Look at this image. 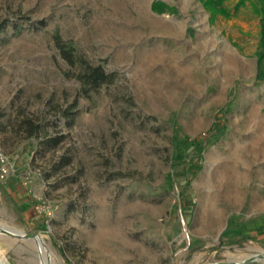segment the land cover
<instances>
[{
  "label": "rangeland",
  "instance_id": "obj_1",
  "mask_svg": "<svg viewBox=\"0 0 264 264\" xmlns=\"http://www.w3.org/2000/svg\"><path fill=\"white\" fill-rule=\"evenodd\" d=\"M1 23L0 147L17 171L0 181V224L39 233L54 256L3 231L0 264H207L264 250V78L248 0L228 16L200 0H0ZM54 31L117 75L79 96L72 124L58 120L64 140L37 153L16 118L53 120L79 86ZM192 140L199 159L181 154ZM65 150L71 163L45 178ZM13 186L30 196L25 221Z\"/></svg>",
  "mask_w": 264,
  "mask_h": 264
},
{
  "label": "trees",
  "instance_id": "obj_2",
  "mask_svg": "<svg viewBox=\"0 0 264 264\" xmlns=\"http://www.w3.org/2000/svg\"><path fill=\"white\" fill-rule=\"evenodd\" d=\"M251 4L252 9L258 16V40L255 48V56L258 67V76L264 78V0H248ZM203 7L208 10L211 16L220 13L224 16H228L233 13L236 8L245 4V0H238L233 8V11L223 4V0H200ZM152 9L158 12L164 11L166 8L165 3L162 1H152ZM5 23V22H4ZM4 23L0 24V30L4 26ZM33 27L39 28L45 25L43 19L34 22ZM18 27V26H17ZM16 27V28H17ZM52 44L56 49L59 57L65 63L66 67L62 72L68 76L76 79L79 83L76 96L66 104H56L54 106L55 118L51 121H44L40 114H23L16 118L14 124L11 126L12 130L21 135L27 145H31L34 150L38 153L48 149L57 147L65 138L64 133L58 126V120L64 119V124L70 126L74 120V116L77 112V99L79 96L89 97L92 93L97 92L101 86L112 83L116 78V71L107 70L102 62H92L83 53L79 52L70 38L63 37L58 31H54L51 34ZM21 113V112H20ZM1 124V123H0ZM48 126L52 128L48 130ZM3 126L0 125V128ZM5 127V126H4ZM187 139L183 141L186 145ZM191 146L187 147L183 155L192 159H199L201 151L199 150L202 145L197 141H190ZM72 161V155L68 150L63 151L61 154L50 162V166L44 172V177L47 178L54 174L64 166L70 164ZM194 164H188L187 169L192 171ZM80 173V169L74 174L65 176L66 179L76 180L77 174ZM43 225V229H44ZM230 226H227V229ZM62 255H65L62 248L59 247Z\"/></svg>",
  "mask_w": 264,
  "mask_h": 264
},
{
  "label": "built area",
  "instance_id": "obj_3",
  "mask_svg": "<svg viewBox=\"0 0 264 264\" xmlns=\"http://www.w3.org/2000/svg\"><path fill=\"white\" fill-rule=\"evenodd\" d=\"M17 168L11 158L5 153V151L0 147V181L5 180L9 177L10 174L15 173ZM21 178H23V182H26V178L28 177V172L23 170L18 173ZM35 209L38 211L49 213L50 209L47 204H35Z\"/></svg>",
  "mask_w": 264,
  "mask_h": 264
},
{
  "label": "water",
  "instance_id": "obj_4",
  "mask_svg": "<svg viewBox=\"0 0 264 264\" xmlns=\"http://www.w3.org/2000/svg\"><path fill=\"white\" fill-rule=\"evenodd\" d=\"M3 231L7 232V233H10L13 236H15L17 238H21L23 240H25L26 238H30V237H32L34 235H38L39 234V233L27 234V233H25L24 231H22V230H20L18 228L11 227V226H8V225H5V224H0V236L4 234ZM263 251L264 250H261L259 252L253 253V254L247 256L246 258L241 259V260H237V261H235V260H226V261H219V262H210V263H207V264H216V263H221V264H244V263H247L249 261H255V260H258L259 258L263 257V255H264Z\"/></svg>",
  "mask_w": 264,
  "mask_h": 264
},
{
  "label": "crops",
  "instance_id": "obj_5",
  "mask_svg": "<svg viewBox=\"0 0 264 264\" xmlns=\"http://www.w3.org/2000/svg\"><path fill=\"white\" fill-rule=\"evenodd\" d=\"M10 182V180H8ZM8 191L11 192V194L13 195H19L20 198H13L12 203L14 204V206L16 205L17 207H19L21 209V211L19 212V215L17 216L18 218H20L21 220L25 221L28 217H30V213H34L33 210L30 208L29 205H27V202L29 201V194H27L26 190H19V188L16 187H12V188H8ZM12 197V196H11ZM31 214V215H32Z\"/></svg>",
  "mask_w": 264,
  "mask_h": 264
},
{
  "label": "bare ground",
  "instance_id": "obj_6",
  "mask_svg": "<svg viewBox=\"0 0 264 264\" xmlns=\"http://www.w3.org/2000/svg\"><path fill=\"white\" fill-rule=\"evenodd\" d=\"M136 1V0H135ZM144 6V5H143ZM141 7V6H140ZM140 7H138V8H140ZM152 16V15H151ZM160 17V16H159ZM155 19V18H154ZM159 19V18H158ZM162 20V19H161ZM160 22V21H159ZM165 22V21H164ZM162 23V22H161ZM169 24V23H168ZM170 24H172V23H170ZM159 25H160V23H159ZM171 29V28H170ZM158 47V46H157ZM152 49H154V48H152ZM161 49H163L162 47H161ZM161 51V50H160ZM149 52V51H148ZM147 52V53H148ZM154 55V54H153ZM150 56V55H149ZM252 109V108H251ZM253 111H256V110H253ZM250 115V114H249ZM258 115V114H257ZM251 116V115H250ZM254 117V116H253ZM258 117H259V115H258ZM262 118H264V117H262ZM256 120V119H255ZM264 124V123H263ZM262 124V125H263ZM260 125V124H259ZM264 126V125H263ZM250 136H252V135H250ZM255 137V136H254ZM251 138V142H255V139L256 138ZM257 144V143H256ZM260 144V143H259ZM263 144V143H262ZM17 234V233H16ZM19 235V234H18ZM29 244H31L33 247H35L36 249H37V251H39V252H45L46 254H48L49 256H54V254H53V252L52 251H50L49 250V247L45 244V241H44V239H43V237L40 235V234H38V235H34V236H32V237H30V238H26L25 239ZM263 254H264V251H263ZM57 258V257H56ZM261 259H263L264 260V255H263V257H261ZM216 264H221V263H216Z\"/></svg>",
  "mask_w": 264,
  "mask_h": 264
}]
</instances>
